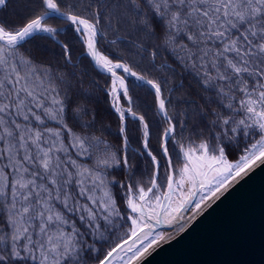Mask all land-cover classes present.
I'll list each match as a JSON object with an SVG mask.
<instances>
[{
	"label": "snow or ice",
	"instance_id": "1",
	"mask_svg": "<svg viewBox=\"0 0 264 264\" xmlns=\"http://www.w3.org/2000/svg\"><path fill=\"white\" fill-rule=\"evenodd\" d=\"M17 2L20 23L0 18V264H142L174 238L159 225L184 231L264 165V0H0V9ZM65 32L103 88L77 70ZM39 34L59 47L55 59L29 47ZM98 88L115 133L97 113Z\"/></svg>",
	"mask_w": 264,
	"mask_h": 264
},
{
	"label": "water",
	"instance_id": "2",
	"mask_svg": "<svg viewBox=\"0 0 264 264\" xmlns=\"http://www.w3.org/2000/svg\"><path fill=\"white\" fill-rule=\"evenodd\" d=\"M193 205L185 211V221L192 217ZM176 227L156 229L174 238L142 264H264V165L233 184L184 231L177 233Z\"/></svg>",
	"mask_w": 264,
	"mask_h": 264
},
{
	"label": "trees",
	"instance_id": "3",
	"mask_svg": "<svg viewBox=\"0 0 264 264\" xmlns=\"http://www.w3.org/2000/svg\"><path fill=\"white\" fill-rule=\"evenodd\" d=\"M23 9L20 5V3H13L11 6H9L6 9H0V18L7 20L10 23H20L19 16L23 14ZM50 23L53 24V26L59 27L61 26L58 22L50 21ZM40 36H43L44 39H39L35 41L33 44L29 45V47H35L36 45L39 46H46L48 49V56L49 58L55 59L56 57L52 56V53H59L60 49L59 47L53 42L50 38H47V34H39ZM113 38L111 35L109 36V39ZM61 40L68 41L71 46V54L73 57V60L78 64V71L79 70H86L88 75L85 77V81H92L95 80L100 85V88L104 87V77L102 74H99L98 71L94 68L93 65L89 63V60L85 58L81 53L83 52V49L81 47V44L79 41L74 37L72 32H65L62 33L60 36ZM131 80V78H129ZM179 77H177V80ZM185 88H187V83L185 85ZM95 100H96V110L101 119H103L105 122H110L112 124L113 132L115 133L116 128V118L111 115L107 102L104 97V93L100 91V89H95ZM182 93L178 91L176 93V96H180ZM139 97L140 102L142 103V106H149L152 104V96L148 94L147 88H137L134 90V97ZM182 105L177 107L176 111H180L182 109ZM130 127H133L130 124ZM155 131V130H154ZM152 146L153 148L157 147V138L154 135L152 138ZM138 147V144L133 139V142L130 145L131 148ZM243 154V145L239 149H230L228 152V159L230 162H235L239 159V156Z\"/></svg>",
	"mask_w": 264,
	"mask_h": 264
},
{
	"label": "bare ground",
	"instance_id": "4",
	"mask_svg": "<svg viewBox=\"0 0 264 264\" xmlns=\"http://www.w3.org/2000/svg\"><path fill=\"white\" fill-rule=\"evenodd\" d=\"M213 201H214V200H213ZM213 201H211V203H212ZM211 203H210V204H211ZM189 212H191V213H192V211H191V210H190ZM159 227H160V225L158 226V228H159ZM170 234H171V232H170V233H164V235H165V236H169Z\"/></svg>",
	"mask_w": 264,
	"mask_h": 264
},
{
	"label": "rangeland",
	"instance_id": "5",
	"mask_svg": "<svg viewBox=\"0 0 264 264\" xmlns=\"http://www.w3.org/2000/svg\"><path fill=\"white\" fill-rule=\"evenodd\" d=\"M229 162H230V161H229ZM198 198H199V197H197V199H198ZM193 207H194V205L192 206V208H193ZM192 208H191V209H192Z\"/></svg>",
	"mask_w": 264,
	"mask_h": 264
}]
</instances>
